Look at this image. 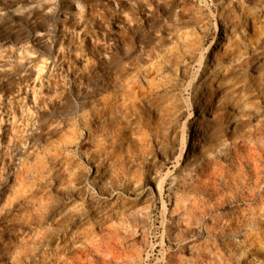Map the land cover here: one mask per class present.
Segmentation results:
<instances>
[{
	"label": "rangeland",
	"instance_id": "rangeland-1",
	"mask_svg": "<svg viewBox=\"0 0 264 264\" xmlns=\"http://www.w3.org/2000/svg\"><path fill=\"white\" fill-rule=\"evenodd\" d=\"M0 264H264V0H0Z\"/></svg>",
	"mask_w": 264,
	"mask_h": 264
},
{
	"label": "bare ground",
	"instance_id": "bare-ground-1",
	"mask_svg": "<svg viewBox=\"0 0 264 264\" xmlns=\"http://www.w3.org/2000/svg\"><path fill=\"white\" fill-rule=\"evenodd\" d=\"M48 215H49V214H48ZM48 215H46L45 218H46ZM51 215H52V214H51ZM71 217H72V216H71ZM48 218H49V220H50L51 217L48 216ZM69 218H70V215L65 216V220H66V221L69 220Z\"/></svg>",
	"mask_w": 264,
	"mask_h": 264
}]
</instances>
